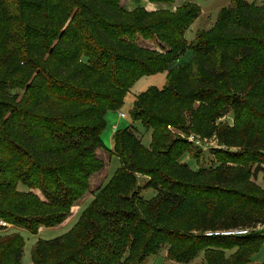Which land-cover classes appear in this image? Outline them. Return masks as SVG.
<instances>
[{"label":"trees","instance_id":"trees-1","mask_svg":"<svg viewBox=\"0 0 264 264\" xmlns=\"http://www.w3.org/2000/svg\"><path fill=\"white\" fill-rule=\"evenodd\" d=\"M176 9L155 19L159 10H131L121 0H0V145H9L0 159V220L18 228L37 233L69 216L103 168L97 150H107V112L121 109L139 78L167 74L131 111L151 130L150 148L133 126L117 131L107 151L120 167L68 233L35 244L34 264H143L164 245L182 264L202 252L206 264H247L263 245L264 231L205 233L264 222V191L253 180L264 170V0H235L193 44L185 33L199 9ZM188 49L193 55L180 61ZM230 110L234 124L219 126ZM170 126L203 141L217 135L225 146L213 151L218 165L182 162L198 147ZM238 145L245 151L230 150ZM139 176L155 197L142 196ZM198 207L202 233L174 226ZM24 247L20 233L1 235L0 264H22Z\"/></svg>","mask_w":264,"mask_h":264},{"label":"rangeland","instance_id":"rangeland-1","mask_svg":"<svg viewBox=\"0 0 264 264\" xmlns=\"http://www.w3.org/2000/svg\"><path fill=\"white\" fill-rule=\"evenodd\" d=\"M183 1L189 2L192 6L197 7L199 9V16L193 21L192 25L188 28L185 33V37L193 44L196 42L197 34H203L204 36L209 35V32L216 26L217 22L221 19V14L225 9H233L235 7V0H174L168 3H160L154 4L149 3L147 0H121V4L125 5V7L131 10H142L145 8L147 10H159L155 13L153 18H161L163 16L169 15V10L171 12H178L176 9L181 4H184ZM252 2L253 0H247ZM139 11V12H140ZM149 43L153 44V47H156V42L149 41ZM193 55L192 49H188L187 52L182 55L180 61H188L191 56ZM175 67L179 62L174 63ZM4 66H0L3 68ZM2 70L0 69V77L2 76ZM167 84V74L164 73H157L155 75L144 76L139 78L133 86L130 88L128 93L125 96L124 102L120 110L112 109L109 110L105 116L106 125L102 132V140L107 148L114 149L115 146V133L120 130H124L133 126V130L139 135L142 145L144 148H150L152 137H151V130L144 124V122L140 119L134 120L131 116V111L134 106V102L137 98V95L142 91H145L151 86H156L158 88H162ZM23 92V91H19ZM194 106L198 105L197 103L193 104ZM121 113H125L126 116L122 117ZM235 122V114L232 110L224 114L220 120L218 121L219 126L229 127L232 126ZM2 127V123L0 120V129ZM171 132L177 136L189 141V138L196 132H191L189 130H183L180 128L169 127ZM217 137V135H216ZM213 137L208 141H204V147L193 148L191 152H186L182 157V162H186L189 167L193 170H198L200 168H211L218 165V157L216 154L213 153L216 148H225L223 146L220 139L217 137ZM202 140V139H201ZM6 142L2 141L0 145V152L4 150L3 153H0V159H5L8 157L7 155V147ZM7 146H9L7 144ZM193 147L195 145L193 144ZM244 146H236V148H231L230 150L233 151H245L243 149ZM105 151L104 149L97 150V156L103 161V168L96 172L90 179V188L84 195L85 198L79 200L75 207L72 208L71 213L69 216L66 217L64 221H62L60 226L58 227H51L50 226H41L37 233H32L26 228H18L13 224L8 223V226H0V236L5 235L6 233L18 232L21 234L25 241L24 247V255L22 258V264H34L32 260V250L35 244L40 240H51L58 236H62L71 230V228L75 225H64L62 223H67L70 219L76 223L84 211L90 204L91 200L93 199V192L101 186L103 183H107L108 180L115 174L117 169L120 167V160L117 156H113L109 151ZM264 168V163H261ZM146 176H139V184L142 187V196L145 199H151L157 195L156 189L153 187H148L146 185ZM258 186L264 191V170L258 172L253 179ZM146 185V187H145ZM39 196L44 199V196L41 192V189H34ZM201 214V208L198 207L195 211L190 212L186 217L181 219L180 223L174 225L179 229H184L190 232L189 234H200L203 232L201 229H196V224L199 221V217ZM4 220V219H1ZM75 220V221H74ZM5 221V220H4ZM6 222V221H5ZM254 224V223H253ZM252 224V225H253ZM251 225V224H250ZM57 226V225H56ZM45 228V229H44ZM44 229V230H43ZM218 229H225V228H218ZM185 245V244H184ZM181 246L175 247V250L180 248ZM182 249V247L180 248ZM179 249V250H180ZM174 251V250H173ZM172 251H169V246L164 245L162 249L157 254H150L146 257L143 264H182L176 261L169 259V256ZM230 254V253H228ZM227 254V255H228ZM140 256V251L137 253L135 252V258ZM206 253H201L193 262L192 264H206L205 261ZM247 264H264V242L263 245L260 247L259 251H257L251 258V261Z\"/></svg>","mask_w":264,"mask_h":264},{"label":"built area","instance_id":"built-area-1","mask_svg":"<svg viewBox=\"0 0 264 264\" xmlns=\"http://www.w3.org/2000/svg\"><path fill=\"white\" fill-rule=\"evenodd\" d=\"M122 117H125V113H121ZM189 141L192 142L197 147H204L205 143L203 140L198 138L196 135H192L189 138ZM0 226H8V223L4 220H0ZM254 231H264V222L263 223H257L254 226L251 227H232L227 229H218V230H209L205 234L207 236H244L248 235L251 232Z\"/></svg>","mask_w":264,"mask_h":264},{"label":"crops","instance_id":"crops-1","mask_svg":"<svg viewBox=\"0 0 264 264\" xmlns=\"http://www.w3.org/2000/svg\"><path fill=\"white\" fill-rule=\"evenodd\" d=\"M164 74H166V73H164ZM83 198H85V196H84ZM83 198H82V199H83ZM80 200H81V199H80ZM75 205H76V204H75ZM74 207H75V206H74ZM74 221H75V220H74ZM63 224H64V225H68V226H70V225H73V224H75V223L73 222L72 219H70L67 223L64 222V223H62L61 225L64 226ZM58 226H60V225L53 226V227H58ZM47 228H51V227H47ZM44 229H45V228H44ZM44 229H43V230H44Z\"/></svg>","mask_w":264,"mask_h":264}]
</instances>
